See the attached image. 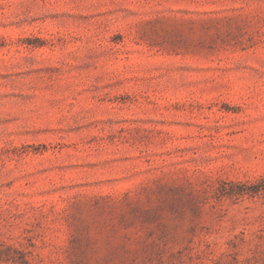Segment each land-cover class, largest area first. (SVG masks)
I'll list each match as a JSON object with an SVG mask.
<instances>
[{
	"label": "rangeland",
	"instance_id": "obj_1",
	"mask_svg": "<svg viewBox=\"0 0 264 264\" xmlns=\"http://www.w3.org/2000/svg\"><path fill=\"white\" fill-rule=\"evenodd\" d=\"M0 264H264V0H0Z\"/></svg>",
	"mask_w": 264,
	"mask_h": 264
}]
</instances>
